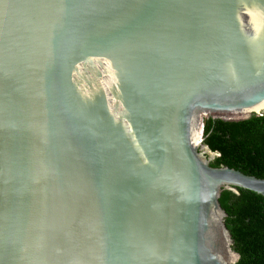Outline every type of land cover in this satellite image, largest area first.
Instances as JSON below:
<instances>
[{
    "label": "water",
    "instance_id": "95a60500",
    "mask_svg": "<svg viewBox=\"0 0 264 264\" xmlns=\"http://www.w3.org/2000/svg\"><path fill=\"white\" fill-rule=\"evenodd\" d=\"M263 103L264 0H0V264H236L204 122Z\"/></svg>",
    "mask_w": 264,
    "mask_h": 264
},
{
    "label": "trees",
    "instance_id": "16d2710c",
    "mask_svg": "<svg viewBox=\"0 0 264 264\" xmlns=\"http://www.w3.org/2000/svg\"><path fill=\"white\" fill-rule=\"evenodd\" d=\"M203 137L219 155L212 167H229L264 180V113L242 120L208 118ZM220 202L239 255L236 264H264V197L243 189L224 190Z\"/></svg>",
    "mask_w": 264,
    "mask_h": 264
},
{
    "label": "bare ground",
    "instance_id": "6f19581e",
    "mask_svg": "<svg viewBox=\"0 0 264 264\" xmlns=\"http://www.w3.org/2000/svg\"><path fill=\"white\" fill-rule=\"evenodd\" d=\"M262 108H264V103L262 104V105H260V106H258V107H256V108H254V109H252V110H254V111H260ZM198 132H195L194 134H195V140L197 141V136H196V134H197ZM197 142H200V135H199V137H198V141Z\"/></svg>",
    "mask_w": 264,
    "mask_h": 264
},
{
    "label": "rangeland",
    "instance_id": "374dc122",
    "mask_svg": "<svg viewBox=\"0 0 264 264\" xmlns=\"http://www.w3.org/2000/svg\"><path fill=\"white\" fill-rule=\"evenodd\" d=\"M262 109H264V108H262ZM199 135H200V134H198V133L196 134V136H197V141H198V137H199Z\"/></svg>",
    "mask_w": 264,
    "mask_h": 264
},
{
    "label": "built area",
    "instance_id": "2783aa9c",
    "mask_svg": "<svg viewBox=\"0 0 264 264\" xmlns=\"http://www.w3.org/2000/svg\"><path fill=\"white\" fill-rule=\"evenodd\" d=\"M217 155V157H219V155L218 154H216Z\"/></svg>",
    "mask_w": 264,
    "mask_h": 264
}]
</instances>
